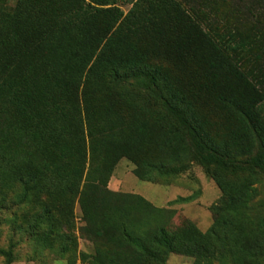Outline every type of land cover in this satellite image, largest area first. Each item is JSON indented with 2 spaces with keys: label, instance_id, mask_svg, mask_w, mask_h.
Wrapping results in <instances>:
<instances>
[{
  "label": "trees",
  "instance_id": "1",
  "mask_svg": "<svg viewBox=\"0 0 264 264\" xmlns=\"http://www.w3.org/2000/svg\"><path fill=\"white\" fill-rule=\"evenodd\" d=\"M4 3L0 203L20 186L14 198L32 205L37 230L43 221L68 223L76 199L95 246L91 264H165L170 253L222 263L225 249L235 264H264V216L244 217L264 175V37L255 2ZM206 96L213 113L204 110ZM122 156L137 161L143 179L200 165L222 194L210 226L190 222L177 235L167 208L107 189ZM71 239L61 230L50 245ZM0 255L12 263V246Z\"/></svg>",
  "mask_w": 264,
  "mask_h": 264
},
{
  "label": "rangeland",
  "instance_id": "2",
  "mask_svg": "<svg viewBox=\"0 0 264 264\" xmlns=\"http://www.w3.org/2000/svg\"><path fill=\"white\" fill-rule=\"evenodd\" d=\"M4 1L7 9H12L17 2V0ZM253 1L259 9L258 24L264 37V0ZM220 6L228 11L226 4ZM128 7L129 5L121 6L124 11ZM242 26L250 27L248 24ZM245 58L244 65L252 66L250 56ZM203 106L204 110L214 112L207 96L203 97ZM136 163L137 161L127 157H120L113 165L106 183L107 189L137 194L157 207L167 208L170 212L167 228L177 235L183 233L190 222L201 231H205L210 226L214 217L211 207L219 204L222 194L213 177L200 165L192 164L187 171L174 176L143 179L135 173ZM17 187L20 188L18 185L12 188V192L9 191L0 203V247L6 249L12 246L13 261L10 264H91L95 246L81 219L77 200L74 199L69 211L64 215L68 223L54 222L55 226L52 227L51 221H43L36 230L32 220V205L18 202L14 198V192L21 191ZM253 187L255 192L245 205L244 217L249 216L255 220L264 216V175L258 174ZM179 196H190V199L174 200ZM61 230L69 233L72 239L68 242L56 241L55 245H50L52 237ZM222 257V263L212 260L211 264H235L228 250H223ZM0 264H6L2 255H0ZM165 264L198 263L191 256L170 253Z\"/></svg>",
  "mask_w": 264,
  "mask_h": 264
}]
</instances>
